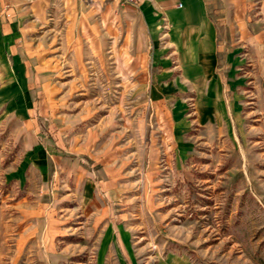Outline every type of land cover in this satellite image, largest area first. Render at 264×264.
Returning a JSON list of instances; mask_svg holds the SVG:
<instances>
[{
    "label": "rangeland",
    "instance_id": "1",
    "mask_svg": "<svg viewBox=\"0 0 264 264\" xmlns=\"http://www.w3.org/2000/svg\"><path fill=\"white\" fill-rule=\"evenodd\" d=\"M21 3L27 37L0 28V264H264V0L214 1L213 41L166 8Z\"/></svg>",
    "mask_w": 264,
    "mask_h": 264
},
{
    "label": "crops",
    "instance_id": "2",
    "mask_svg": "<svg viewBox=\"0 0 264 264\" xmlns=\"http://www.w3.org/2000/svg\"><path fill=\"white\" fill-rule=\"evenodd\" d=\"M22 1L25 0H0V28L5 36H10L15 40L18 38L23 40L27 37L24 33L27 32L29 26L33 25L26 14V6L22 5ZM214 1L217 0H139L135 4H128L140 5L143 8L152 6L157 9L159 7L166 8L173 29H179L183 39L200 40L207 38L213 41L214 38L209 31L213 24L211 16ZM179 2L182 3V6L178 5ZM12 50H14V54L20 53L19 49L15 52L14 47ZM202 51L201 53L204 55H212V45L203 47Z\"/></svg>",
    "mask_w": 264,
    "mask_h": 264
},
{
    "label": "built area",
    "instance_id": "3",
    "mask_svg": "<svg viewBox=\"0 0 264 264\" xmlns=\"http://www.w3.org/2000/svg\"><path fill=\"white\" fill-rule=\"evenodd\" d=\"M124 1H125L126 3H132V4H135V3H137L139 0H124ZM178 5H179V6H182V3L179 2Z\"/></svg>",
    "mask_w": 264,
    "mask_h": 264
}]
</instances>
